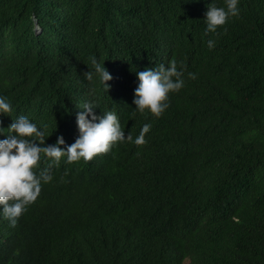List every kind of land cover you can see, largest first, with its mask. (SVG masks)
<instances>
[{
	"label": "trees",
	"instance_id": "16d2710c",
	"mask_svg": "<svg viewBox=\"0 0 264 264\" xmlns=\"http://www.w3.org/2000/svg\"><path fill=\"white\" fill-rule=\"evenodd\" d=\"M211 2L0 0L5 127L27 115L71 144L87 100L126 134L152 125L143 144L51 164L15 226L0 214V264H264V0H240L209 48ZM93 57L110 88L84 75ZM172 59L185 84L168 108L134 111L138 71Z\"/></svg>",
	"mask_w": 264,
	"mask_h": 264
},
{
	"label": "clouds",
	"instance_id": "9594fccd",
	"mask_svg": "<svg viewBox=\"0 0 264 264\" xmlns=\"http://www.w3.org/2000/svg\"><path fill=\"white\" fill-rule=\"evenodd\" d=\"M239 4L240 0H224L220 5L212 0L206 13L205 31L213 34L207 41L209 48L215 47L214 37L219 35V26L225 25L230 17L240 15ZM90 66L91 70L84 72L86 78L93 82L98 78L110 88L107 81L112 79L113 74L105 63L93 57ZM137 75L139 83L135 89L134 103L137 107L134 111L143 113L147 109L156 116L162 115L168 108L170 92L179 91L185 84L183 70L178 68L175 59L167 65L161 63L147 67L138 71ZM188 75L195 78L196 73ZM80 106L84 109L77 113L80 134L71 144H67L63 134L59 135L56 143H47L48 125H38L27 115L14 118L7 127L0 119V134H8L0 136V205H3L0 214L12 226L18 223L27 206L38 198L43 184L53 179L51 164L59 165L62 157L66 156L67 162L81 158L91 160L96 154L109 151L119 141H131L138 145L146 142L151 122L144 123L139 134L134 136L131 131L126 134L115 111L97 113L95 108L99 105L93 100H87ZM12 110L11 101L0 95V116L11 115ZM65 144L66 147H61ZM42 154L52 158L48 167H40Z\"/></svg>",
	"mask_w": 264,
	"mask_h": 264
},
{
	"label": "bare ground",
	"instance_id": "6f19581e",
	"mask_svg": "<svg viewBox=\"0 0 264 264\" xmlns=\"http://www.w3.org/2000/svg\"><path fill=\"white\" fill-rule=\"evenodd\" d=\"M3 33V32H2Z\"/></svg>",
	"mask_w": 264,
	"mask_h": 264
}]
</instances>
